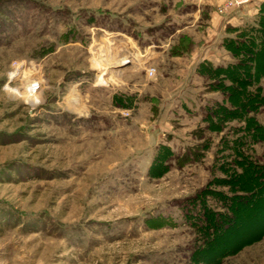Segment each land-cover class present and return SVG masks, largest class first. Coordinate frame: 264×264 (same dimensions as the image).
Wrapping results in <instances>:
<instances>
[{
  "label": "rangeland",
  "instance_id": "374dc122",
  "mask_svg": "<svg viewBox=\"0 0 264 264\" xmlns=\"http://www.w3.org/2000/svg\"><path fill=\"white\" fill-rule=\"evenodd\" d=\"M204 1L0 0V264H264V65L234 105L202 66L261 5L220 63Z\"/></svg>",
  "mask_w": 264,
  "mask_h": 264
},
{
  "label": "trees",
  "instance_id": "16d2710c",
  "mask_svg": "<svg viewBox=\"0 0 264 264\" xmlns=\"http://www.w3.org/2000/svg\"><path fill=\"white\" fill-rule=\"evenodd\" d=\"M230 33L232 35H228L223 40V45L227 50H229L234 58L235 62L231 63L227 66H213L210 62L203 63V69H206L209 73V76L217 77L220 76L222 79L219 80L218 85L221 83L223 84V87L220 85L221 89L225 90L224 94V100H227L228 103L231 105H234L235 103V94L233 92L237 91L236 87H242V84L244 83H250L251 78H256L258 68L260 67V63L264 65V3L261 4L257 18L255 20V23L253 25H248L243 28H230ZM257 53H260V61L257 63L255 56ZM259 65V66H258ZM248 69V71H247ZM260 71V70H259ZM250 76V77H249ZM249 77V78H248ZM228 82V84H226ZM220 83V84H219ZM248 94V93H247ZM239 95V94H238ZM239 102L238 104L242 103L241 105L235 106V107H228L227 105L221 104L220 106L216 107V111H219L222 113V118L226 120H230V117H233L238 110L241 111L242 109L240 107L248 106V108L252 105L250 104V101L253 100L254 97L252 95H248L245 99L244 97L239 95ZM242 98V99H241ZM248 113H245V110L241 111V114L238 115L240 121H244L247 123V125L255 124V120L253 117L248 116ZM211 116V113L209 116L206 117L209 118ZM210 126H212L215 122L213 118L211 117ZM215 125V124H214ZM260 127L256 125V129H259ZM165 153L161 152L158 156V163L155 162V164L152 166V171L156 170L157 168H160V162L163 161V157H165ZM246 168V167H245ZM241 169L243 170L241 173L236 174L237 181L240 182V184L244 185L245 188H249L250 180H255L256 187L259 186L261 188H264V180L260 178V170L256 172L253 171L252 177L246 176V171H244V167ZM262 174V173H261ZM264 174V173H263ZM260 178V180L258 179ZM236 182V180H235ZM237 183V182H236ZM239 185V183H238ZM244 188V189H245ZM243 189V190H244ZM241 199L242 197H237ZM207 223L210 224L209 220H214L216 214L213 213L210 210H207ZM226 218V217H225Z\"/></svg>",
  "mask_w": 264,
  "mask_h": 264
},
{
  "label": "crops",
  "instance_id": "0c3cea01",
  "mask_svg": "<svg viewBox=\"0 0 264 264\" xmlns=\"http://www.w3.org/2000/svg\"><path fill=\"white\" fill-rule=\"evenodd\" d=\"M226 0H205L204 4L208 5L209 7H212L213 10V24L215 25V36L216 40L213 39V42L210 43L211 41L208 40L207 43L203 46V51L201 57L198 60H210L214 62H224L227 58L226 53H223V51L220 48V38H222V33L223 32V27L227 24L230 23L233 26H239L241 24H245L247 22H251L254 18L253 14L257 13V10L261 4L264 3V0H255L254 3L251 4V6H247L246 10L248 11L249 14H252V17L250 15H236V16H219L215 13L216 7L223 3ZM205 49V50H204ZM225 52V51H224ZM225 59V60H224ZM193 64V63H192Z\"/></svg>",
  "mask_w": 264,
  "mask_h": 264
},
{
  "label": "bare ground",
  "instance_id": "6f19581e",
  "mask_svg": "<svg viewBox=\"0 0 264 264\" xmlns=\"http://www.w3.org/2000/svg\"><path fill=\"white\" fill-rule=\"evenodd\" d=\"M123 62V64L125 63H127L126 62V60L124 59V60H122ZM12 78H13V76H12ZM11 78V79H12ZM38 86H39V84H37V83H35V84H30V86H28V87H26V88H24V89H26L27 90V93L25 94V93H23V92H21L20 91V89H10L9 87H8V90L10 91V92H12L15 96H19V97H26L27 98V100L31 103V104H33V105H35L36 104V102H35V100H34V98L33 97H31L34 93H36L37 92V90H38ZM26 95V96H25ZM35 97V96H34ZM36 97H37V95H36ZM39 98V97H38ZM36 99V98H35Z\"/></svg>",
  "mask_w": 264,
  "mask_h": 264
},
{
  "label": "built area",
  "instance_id": "2783aa9c",
  "mask_svg": "<svg viewBox=\"0 0 264 264\" xmlns=\"http://www.w3.org/2000/svg\"><path fill=\"white\" fill-rule=\"evenodd\" d=\"M253 0H227V3L223 6L222 9H220V12H224L226 10H228L231 7H234L236 5H245L248 4L250 2H252ZM156 68L154 67H150L147 70V75L150 78H154L156 76Z\"/></svg>",
  "mask_w": 264,
  "mask_h": 264
}]
</instances>
